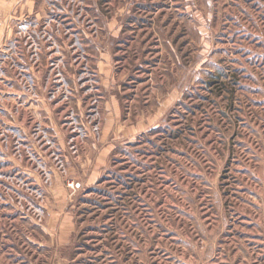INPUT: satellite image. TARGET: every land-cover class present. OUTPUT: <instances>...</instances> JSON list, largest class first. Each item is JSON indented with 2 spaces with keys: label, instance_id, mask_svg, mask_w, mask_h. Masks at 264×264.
Wrapping results in <instances>:
<instances>
[{
  "label": "rangeland",
  "instance_id": "obj_1",
  "mask_svg": "<svg viewBox=\"0 0 264 264\" xmlns=\"http://www.w3.org/2000/svg\"><path fill=\"white\" fill-rule=\"evenodd\" d=\"M0 264H264V0H0Z\"/></svg>",
  "mask_w": 264,
  "mask_h": 264
}]
</instances>
